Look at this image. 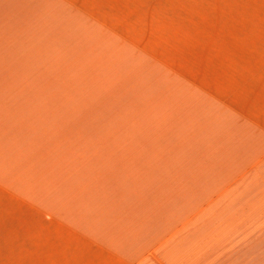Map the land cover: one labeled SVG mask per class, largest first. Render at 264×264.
Segmentation results:
<instances>
[{"label":"crops","instance_id":"obj_1","mask_svg":"<svg viewBox=\"0 0 264 264\" xmlns=\"http://www.w3.org/2000/svg\"><path fill=\"white\" fill-rule=\"evenodd\" d=\"M244 11L264 28V0ZM66 16L0 0V264H264V31L231 74L206 64L177 85L157 132L87 138L19 84Z\"/></svg>","mask_w":264,"mask_h":264},{"label":"rangeland","instance_id":"obj_2","mask_svg":"<svg viewBox=\"0 0 264 264\" xmlns=\"http://www.w3.org/2000/svg\"><path fill=\"white\" fill-rule=\"evenodd\" d=\"M254 2L54 0L55 16L67 14L64 36L55 33L53 43L37 45V57L22 61L32 68L19 84L35 88L39 107L47 106L44 115L80 119L87 138L140 121L157 132L163 125L149 119L177 116V85L206 64L219 78L222 69L231 74L228 64L238 55L229 53L252 46L264 31L254 27V12L244 11Z\"/></svg>","mask_w":264,"mask_h":264}]
</instances>
